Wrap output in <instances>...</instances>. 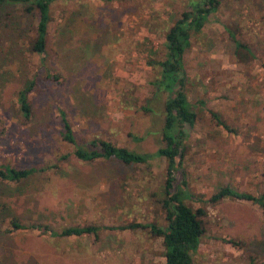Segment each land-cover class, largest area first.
<instances>
[{"label": "rangeland", "instance_id": "obj_1", "mask_svg": "<svg viewBox=\"0 0 264 264\" xmlns=\"http://www.w3.org/2000/svg\"><path fill=\"white\" fill-rule=\"evenodd\" d=\"M190 0L57 1L47 35V60L30 51L36 14L0 9V165L56 167L20 183H0V264H164L167 161L125 166L77 160L58 137L61 106L78 145L101 138L117 147L155 154L163 147L159 76L164 36ZM236 30L252 59L241 62L225 26ZM158 48L159 55L150 52ZM184 93L197 119L188 134L177 182L185 204L203 208L206 233L192 264H264V216L252 202L209 200L224 186L264 194V11L257 0H225L183 56ZM48 71L58 76L46 79ZM27 80L32 117L23 122L16 95ZM148 110V111H144ZM225 123L233 133L218 125ZM66 156L62 161L57 158ZM6 206L7 209L2 208ZM52 228L93 225L98 236L8 233L10 219ZM140 224L133 230L105 227ZM233 241L239 245L228 243Z\"/></svg>", "mask_w": 264, "mask_h": 264}, {"label": "trees", "instance_id": "obj_2", "mask_svg": "<svg viewBox=\"0 0 264 264\" xmlns=\"http://www.w3.org/2000/svg\"><path fill=\"white\" fill-rule=\"evenodd\" d=\"M57 1L82 2L84 0H0V9L11 6H20L26 13H34L37 16L35 27V37L31 41L30 51L40 57V64L43 67L47 60V35L49 24L52 21V7ZM101 2H119L129 0H99ZM225 0H190L181 13L180 17L174 21L171 28L164 36V51L159 60L150 59L149 66H157L159 76L151 82L158 94H167L162 108V128L161 138L163 147L159 148L155 154H142L130 151L124 147H117L111 142L101 138H94L87 144V147L78 145L73 129L67 119L62 107H58L61 129L58 137L65 143L74 147V157L81 161L90 163L99 159L113 160L125 166L146 165L154 157L164 158L167 161L166 179L163 186L164 199L162 201L164 220L166 226L161 229L152 226L155 237L162 239L164 249V264H192L191 254L197 249L201 238L206 233L205 218L207 212L203 208L192 209L184 202L181 190L185 182H177L178 173L184 154V144L188 134L185 125L192 127L197 119L196 113L192 109L188 97L184 93L187 75L184 67L183 56L190 46V38L193 34L201 33L209 17L220 9ZM259 6L264 11V0H257ZM227 35L233 43L234 54L241 62L252 59L253 55L248 46L242 43L236 36V30L225 26ZM154 55H159L158 48L150 49ZM50 76L57 80L58 76L54 71H48L46 79L52 81ZM36 85L35 80H27L16 95L18 104V115L23 122H29L32 117L30 96ZM144 111H148L143 109ZM218 125L222 126L228 133L233 131L223 122L218 120L215 113L211 114ZM66 156L57 158V161L65 160ZM56 165V164H55ZM55 165L45 167H31L16 169L9 165H0V183H20L28 180L34 175L53 170ZM225 198L233 200H243L258 205L264 216V194L253 196L248 193L239 192L224 186L214 194L209 202L217 203ZM2 208L7 209L6 206ZM141 227L140 224L130 223L118 227H105L118 229L119 231L133 230ZM98 227L93 225H74L52 228L42 223H24L16 218L10 219L8 233H21L24 231H36L41 236L52 235L61 240L68 238H83L88 236H98ZM238 246V243L228 241Z\"/></svg>", "mask_w": 264, "mask_h": 264}]
</instances>
